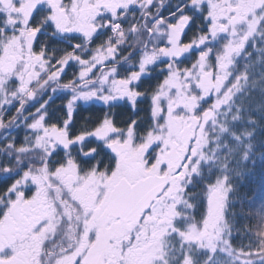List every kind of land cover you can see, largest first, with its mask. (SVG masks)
I'll return each mask as SVG.
<instances>
[{"label":"rangeland","instance_id":"1","mask_svg":"<svg viewBox=\"0 0 264 264\" xmlns=\"http://www.w3.org/2000/svg\"><path fill=\"white\" fill-rule=\"evenodd\" d=\"M36 0H22L20 6L24 8L21 13L18 6L15 5V0H12V5L7 10V19L5 20L6 27L0 30V55L2 58H15L18 53L27 57L30 38L33 33L39 34L42 31L40 28H26L22 15L29 10V2ZM85 0H79V11L82 9V3ZM150 0H99V22L96 30L97 34V54L98 64L103 65L105 62L123 61L121 68L124 75L119 74L116 77L108 70H105L100 75V79L90 82L82 89L73 92L63 90L59 91L55 88L47 89V86H52L51 81H56L60 76L61 80L67 82L65 72L68 66L72 64L78 66L79 57L85 56L86 50L80 49L74 56L68 57L55 71L50 72V66L53 62L45 59L43 48L30 53L28 60L30 69L21 82H17L20 69H17L19 74L10 75L0 73V115L13 107V113L10 116L3 115L0 117V143H9L6 146H12V143L17 139L19 146L22 148L35 150L42 156L50 152L51 145L46 141L44 134L51 129L46 108L53 101L67 103L65 111L67 117L64 119L67 124L72 122L77 109L91 108L93 105L106 107L109 98L111 97L113 86L118 80H133L140 79L146 75L142 71L147 66L143 65L147 61L161 64L167 70L166 79L160 92L151 100L150 107L152 108V124L155 128V135L161 137L165 147V153L170 151L172 142L176 143L179 148L185 146L187 155L192 154V162L188 169L184 172V163L178 171L172 175L173 179L169 188L163 196L161 206L154 207L152 214L157 210L162 209V223H158L155 218L142 221L136 224L132 231L129 232L119 224L102 221L100 216L95 217L92 209L97 205L95 200L94 205L84 208L82 221L77 223L82 224L80 239L82 241L83 254L82 264H192L193 257L201 250H207L210 253L222 251L225 253V243L221 239V229L224 219L225 200L229 194V189L225 179H216L213 183L207 184L202 191V199L196 202L185 196L187 186L193 180L196 164L202 162L203 157L200 154V148L203 144V134L210 127L209 119L213 117V111L222 107L230 101L234 91L235 81L234 72H231L228 61L234 60L240 62V53L244 47L250 46V43L256 38L261 39V23L264 20V0H191L185 10L186 12L198 11L203 12L202 21L204 26L200 30L199 21L192 24L191 18L187 23H181L179 19L164 18L160 22H155L146 26L143 19L149 13L148 4ZM42 0H37L41 3ZM184 0H181L183 3ZM202 5V6H201ZM16 6V7H15ZM42 7V6H41ZM62 10L63 7L61 6ZM36 10V9H35ZM20 13V14H19ZM102 17L106 20L102 21ZM189 17V16H188ZM58 22H62V15L59 13L55 18ZM167 22V25L165 24ZM62 24V23H61ZM166 25V26H164ZM25 26V27H24ZM189 27L194 28L193 33L196 36L189 41H184V34L189 32ZM62 30V29H61ZM153 32L152 38L149 40L151 49L142 54L144 58H132V54L142 48L147 42L148 33ZM204 31V32H203ZM63 31H61L62 33ZM31 33V34H30ZM77 31L70 33L69 37L55 34L67 42H71L70 38H75L84 41L83 37H78L75 34ZM37 44V36L34 35ZM88 38H92L89 36ZM87 38V39H88ZM226 39V40H225ZM223 45L222 59L213 56L212 50L206 49V46ZM74 48L77 45L70 43ZM91 55V53H88ZM79 56V57H78ZM86 67L95 66L96 63L90 59ZM182 60L183 68L179 74L177 61ZM215 63L213 73L212 62ZM126 62V63H124ZM238 66V65H237ZM125 67V68H124ZM236 66H234L235 68ZM25 65L23 66V70ZM78 68V67H77ZM138 68V69H137ZM136 69L138 70L135 73ZM213 80L219 79V85H203L201 78L207 74H211ZM231 76L232 80L228 82L227 76ZM239 74H237L238 76ZM147 76V75H146ZM42 77V80L40 78ZM83 75L80 74L73 78L75 86L82 82ZM35 83V89L23 100L17 102L19 98L27 91L31 90V85ZM206 103L210 111V116L207 122L203 123L202 114L199 111L198 103ZM32 103L30 114H23V109L27 104ZM22 107H24L22 109ZM100 108V107H99ZM98 110V108H95ZM63 110V111H64ZM27 111V109H26ZM106 118V116H105ZM63 121V122H64ZM98 124V123H97ZM107 121L102 122V125L96 128H102ZM126 126L123 131L125 135L129 133ZM30 131V134H29ZM120 130L118 135L122 134ZM21 136H26L21 137ZM34 136V138H32ZM134 139V132L131 134ZM153 141V140H151ZM145 143H149L148 140ZM71 155V154H70ZM165 156V155H164ZM166 173V167L164 168ZM99 188L108 187V182L103 176L99 177ZM191 199V200H189ZM215 199V201H213ZM189 200V204H187ZM204 204L202 214H192L197 225H191L189 237L191 240L186 242L180 240L176 233L175 226L183 222L184 214H191L192 211ZM102 204V202H101ZM202 209V208H201ZM76 224V222H71ZM149 235L158 236L152 241L147 236L145 240L138 238L139 231L149 229ZM38 226L37 229H39ZM43 230V229H42ZM129 233V235H127ZM43 237V234L38 236V240ZM175 238V239H174ZM70 242L74 240L70 237L67 239ZM187 240V239H186ZM43 242V239L40 240ZM152 242L148 246L149 242ZM186 244V255L182 263L179 262L180 250L174 248L175 244ZM37 243V242H36ZM75 257V254L59 260L58 264L69 263ZM179 262V263H178Z\"/></svg>","mask_w":264,"mask_h":264},{"label":"flooded vegetation","instance_id":"2","mask_svg":"<svg viewBox=\"0 0 264 264\" xmlns=\"http://www.w3.org/2000/svg\"><path fill=\"white\" fill-rule=\"evenodd\" d=\"M21 1L15 0V5L22 13L24 8L20 6ZM29 5V10L22 15L26 18L24 20L26 27L29 26L34 15L45 12L47 13L46 28L49 31V36H53L52 34L56 32L69 37L70 33L77 31L75 35L85 39L82 41L70 38L71 43L78 47L74 49L71 47L67 54L60 57L58 56L65 40L51 37L47 39L44 56L53 64L44 76L58 69L66 58L77 57L74 54L80 49L86 50L87 54L78 56V66L72 64L67 67L64 76L67 82L64 79L61 80L59 76L56 81L50 82V84L53 82L54 84L51 87L47 86L46 90L55 88L59 91L67 89L70 91L72 89L73 92H77L90 82L99 80L102 72L108 69L113 75L117 73L116 77L119 74L124 75L123 71L126 70L121 68L123 61H120L121 64L118 65L116 63L119 62L115 61L108 64L105 62L102 66L98 64V56L95 54L97 52V34H94L98 31L96 27L99 22V0L83 1V10L81 11L78 10L79 0H42L41 3H37L36 0V2H29ZM163 5L160 0L158 2L150 0L148 8L151 11L157 8L159 13L164 10ZM59 13L62 15V22H58L56 19L54 22L52 18H55ZM147 20H151L148 14L144 16V24ZM2 28L0 27V29ZM61 31L63 32L61 33ZM89 36L92 38H88ZM148 36L151 38V34ZM29 38L27 57L21 56L20 53L12 59L7 56L2 58L0 55V73L9 72L10 75L18 76L19 74L15 70L20 69L21 74L16 78L17 82H21L28 74L30 53L34 52L35 54L39 50L34 35L31 34ZM149 40L148 38L142 48L136 50L131 57L143 59L142 54L151 49V47L148 48ZM91 58L96 65L92 64L86 67ZM143 65L147 66L142 71L146 75H149L150 70L158 71L162 67L161 64L151 61H147ZM137 69L135 73H137ZM80 74L83 75V81L75 86L71 80ZM146 75L140 79L118 80L113 86L106 107L93 105L91 108L85 109L89 113H95V118L98 120V124L96 123L95 126L83 127L80 119L79 122H70V124L64 121L65 118L50 119L49 122L52 125L50 130L55 129L67 135L69 141L73 143L67 151L62 150L55 142L47 138L48 131L45 132L44 137L50 143L51 150L45 156L29 148H19V139L9 147L11 150H5L4 142L0 143V264H58L59 260H66L73 254L75 257L65 264H82L83 247L80 239L82 224L77 222L82 221L84 208L88 210L97 200V205L92 209L95 217L100 216L102 221L119 224L131 232L135 225H131L129 222L123 223L121 219L109 215L108 200L114 188L121 181L133 186L149 177L161 178L166 174L171 176L169 177L172 181V175L183 163V171L188 169L193 157L192 154L187 155L186 149L181 150L185 146L181 148L178 146L181 157L179 163L172 167L170 151L165 153L161 137L152 133L155 132V128L152 124L150 104L153 96L156 97L160 91L143 85L147 80ZM31 86H35V83ZM27 92L29 93V91ZM25 98L26 96L23 97V99ZM66 104L53 101L51 108L64 110ZM31 105L33 104L30 103L25 108L22 107V109L24 108L23 114L27 112L29 116ZM7 113L3 112L1 115ZM105 121L108 124L102 128H96L97 125L100 126ZM126 126L130 127L127 135L122 131ZM107 128H113L107 137L100 139L94 136L95 132ZM120 130L122 134L117 136ZM132 132H134V139L131 138ZM21 137L26 138V136ZM147 140L149 143H145ZM112 144L125 145L128 149L114 154L108 150V146ZM165 167L166 173L164 172ZM100 176L107 180L108 187L99 188ZM165 192L159 195L151 203L149 209L142 213L138 224L142 221L145 222L149 217H156L157 224L162 223V209L161 211L157 210L155 214L152 212L154 207L161 206ZM71 222H76V224ZM38 226H40L39 229H37ZM152 229L153 226L148 230L139 231L138 238L145 240ZM40 234H43V237L40 238V240L43 239V242L38 240ZM157 236L155 231V235L148 237L152 241ZM67 237L72 238L74 242L65 240ZM151 241L148 246L152 244Z\"/></svg>","mask_w":264,"mask_h":264},{"label":"trees","instance_id":"3","mask_svg":"<svg viewBox=\"0 0 264 264\" xmlns=\"http://www.w3.org/2000/svg\"><path fill=\"white\" fill-rule=\"evenodd\" d=\"M160 1L164 4V10L158 13L157 8L154 11L148 8V17L151 20L145 21L146 26L160 22L167 17L179 19L183 16L187 20L191 18L193 25H197L199 21L200 30L204 29L203 12L199 14L198 11H185L188 10L186 7L191 0H184L183 3L181 0ZM46 18L47 13H37L30 20L29 26L47 31ZM6 19V11L0 7V27H6ZM106 19L102 17L101 22ZM165 24L167 25V22ZM260 29L261 39L257 37L256 42L253 41L250 46L244 47L239 55L240 62L235 61L234 56L231 57L232 62L230 59L228 61L231 72H234L233 77L237 78L233 81L235 88L230 101L213 111L214 115L209 120L210 128L203 134L204 141L200 148L203 160L198 165L196 164L193 180L184 193L186 197L199 202L207 184L213 183L216 179H225L229 194L225 200L223 227L220 235L223 243L226 244V250L225 253L222 251L210 253L207 250H201L193 257L192 264H264V20ZM192 31L194 28L189 27V32L186 31L183 36L184 41L190 42L196 36L197 33ZM147 33L151 34L152 38L153 32ZM35 35L39 49L44 48L47 39L51 37L41 31ZM148 38L150 39V36ZM210 45L212 46L208 45L206 49L210 48L212 57L219 56L221 60L224 46L212 43ZM148 48H150L149 41ZM70 50V46L62 44L58 57L67 54ZM212 65L211 70L218 75L214 71L216 67L214 61ZM176 68L180 74L183 68L182 60L177 61ZM166 74L165 67H161L158 71L152 69L143 85L160 90L165 82ZM227 79L228 82L232 80L229 75ZM198 105L200 112L208 110L206 103H198ZM13 110H10L4 118L10 116ZM46 114L49 121L67 117L65 110L52 109L51 103L46 108ZM95 117V113L77 109L72 122L77 123L80 119L83 127L95 126L98 123ZM8 144L6 143L5 146ZM4 149L11 150L9 146ZM198 204L199 206L191 214H184L183 222L180 221L178 226H175L180 240L183 239L186 242L191 240L190 226L198 223L190 215L202 214L204 210V204ZM172 244H175L174 248L180 250L179 262L182 263L186 255V244L181 245L179 241ZM172 263L174 264L173 260Z\"/></svg>","mask_w":264,"mask_h":264},{"label":"water","instance_id":"4","mask_svg":"<svg viewBox=\"0 0 264 264\" xmlns=\"http://www.w3.org/2000/svg\"><path fill=\"white\" fill-rule=\"evenodd\" d=\"M10 0H0L3 7H8ZM203 85L213 86L219 85V79L213 80L212 73L207 74L201 78ZM210 116V111L204 112L202 115L203 123L207 122ZM113 128H107L95 132L94 136L100 139L107 137ZM47 138L55 142L59 148L67 151L72 146L67 135L60 133L53 129L47 132ZM178 145L172 144L170 150V164L174 166L178 163L180 155L177 151ZM125 145L112 144L108 146V150L114 154H119L121 151L127 150ZM170 183L169 175H164L161 178L149 177L145 180L139 181L133 186L127 182L121 181L111 192L109 196L108 212L113 218H119L123 223H130L134 225L140 221L142 213L149 209L151 203L163 193Z\"/></svg>","mask_w":264,"mask_h":264}]
</instances>
